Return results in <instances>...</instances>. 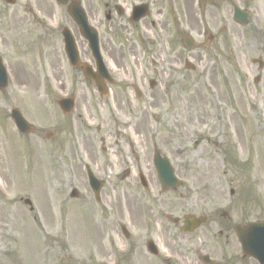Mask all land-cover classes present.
Returning a JSON list of instances; mask_svg holds the SVG:
<instances>
[{"label": "rangeland", "instance_id": "obj_1", "mask_svg": "<svg viewBox=\"0 0 264 264\" xmlns=\"http://www.w3.org/2000/svg\"><path fill=\"white\" fill-rule=\"evenodd\" d=\"M228 1L209 2L207 26L197 0H191V9L186 1L191 17L179 30L194 40L195 48L188 53L154 8L145 24L130 30L133 39L122 49L124 65L111 69L114 84L105 96L67 72L61 92L38 90L41 77H28L24 89H18L8 69L7 47L1 45L9 87L0 92V116L17 107L35 133L23 140L11 135L7 149L0 147V264H152L143 257L146 236L140 233L143 220L151 224L149 202L166 214L179 211L176 193L160 192L152 164L154 148L170 159L182 181L208 180L224 187L226 181L233 186L246 183L253 198L264 203V90L248 89L252 69L249 74L244 69L233 72L231 54L225 50L210 70L199 46L205 27L215 33L222 23L227 29L234 25ZM25 3L33 0H15ZM252 12L262 20L260 9L259 17L255 9ZM246 55L256 53L248 50ZM174 56L179 60L170 69ZM188 56L193 71L184 68ZM159 63L163 71L157 77ZM150 78L157 80L153 89L148 87ZM77 79L74 110L63 115L56 98L70 94V83ZM132 85L142 91L138 101ZM1 121L3 143L1 129L11 122ZM46 131L54 132L50 140L44 137ZM200 134L212 142L204 139L193 148ZM85 166L104 181L100 201L89 189ZM139 172L150 197L143 196ZM72 187L78 198L69 197ZM24 199L31 201V211ZM120 225L129 231L128 238ZM158 244L162 256L168 254V244L186 246L184 240L166 235Z\"/></svg>", "mask_w": 264, "mask_h": 264}, {"label": "flooded vegetation", "instance_id": "obj_2", "mask_svg": "<svg viewBox=\"0 0 264 264\" xmlns=\"http://www.w3.org/2000/svg\"><path fill=\"white\" fill-rule=\"evenodd\" d=\"M186 1L41 0L38 2L33 0V3L25 4H0V47L1 45L7 47V65L11 76L15 78V87L24 89L28 77H41L43 83L38 81L36 86L38 90L61 92L66 84L64 73L83 78L80 65L73 66L65 54L63 36L65 29L73 38L81 63H88L95 70L87 42L79 30L80 24L84 22L94 28L98 34V45L103 61L112 75V68L120 69L124 65L122 49L125 41L130 38V30L145 24L154 8L157 15L163 18L161 20L163 25L171 27L182 42V37L189 33L180 31L179 27L190 19L192 8L191 0H189L190 9L186 8ZM203 1L200 15L207 26L208 18L211 16L207 6L211 0ZM228 5L231 7L230 18L234 25L227 29L222 23L215 33L205 27L199 46L207 56L210 70L215 68L219 61L218 57L225 50L231 54L233 72L240 73V70L244 69L245 73L249 74L250 68L252 69V80L246 84L248 89L264 90V0H238V4L229 0ZM236 5L248 13L246 25L234 21L233 8ZM134 6H142L148 14L135 21L132 14ZM252 9H255L258 17L260 9L262 20L255 19ZM151 23L155 25L153 21ZM242 31L246 36L242 35ZM116 44L121 54H117ZM183 50L187 53L189 51L184 48ZM248 50H253L256 55L248 58L246 55ZM118 58L122 62L120 60L117 63ZM189 58L188 56L184 59V68ZM172 60L169 64L170 69L173 68L172 64L176 65L179 58L174 56ZM162 71L163 67L160 63L155 64L157 77L161 76ZM83 79L88 85L93 86L90 80ZM79 84V79L70 83L72 88L70 95L74 100L75 90ZM113 84L114 79L107 86L106 95L109 94ZM96 93L98 94L97 91ZM4 112V116H0L1 122L10 119L9 110L5 109ZM9 126L6 124L1 129L3 143L0 138V147L3 145L4 149L10 144L11 135L15 137V126L11 123ZM29 135L32 134H19V137L27 139ZM199 139L212 142L201 134ZM230 183L226 181L224 187L208 180H181L180 185L175 188L166 191L160 188L161 193H176L173 198L178 202L179 211L174 215L166 214L161 206L159 208L149 202L151 224L143 220V226L140 228V233L146 236L142 240V248H145L143 257L152 264H260L256 259L243 254L238 234L239 228H245L253 222L264 219V203L259 198H257L259 201L253 198L254 194L251 193L248 184L233 186ZM142 189L143 196L150 197L148 184ZM246 204H248L247 209ZM163 235L175 236L179 241L184 240L186 246L168 244V254L162 256L158 242L162 241ZM128 237L129 235L126 238ZM149 240L155 245L150 250L152 252L146 249ZM172 241L175 240L172 238Z\"/></svg>", "mask_w": 264, "mask_h": 264}, {"label": "water", "instance_id": "obj_3", "mask_svg": "<svg viewBox=\"0 0 264 264\" xmlns=\"http://www.w3.org/2000/svg\"><path fill=\"white\" fill-rule=\"evenodd\" d=\"M8 3H13L14 0H5ZM200 4L202 5V1L200 0ZM140 8L135 7L134 8V14L137 18H139L140 15ZM234 19L241 22L246 23V14L239 11L238 8L235 7L234 10ZM82 34L88 41V46L91 50V53L93 57L96 60L97 65V72L93 73L91 69L88 66L82 67L83 75L95 83L97 90L100 93L104 92L103 87V79H107L108 82L111 81L109 75L107 74L105 67L103 66V63L101 61V56L98 51V44H97V36L96 33L89 29L87 26H81ZM65 44H66V50L69 60L72 64H77V55L75 54L74 48L71 50V47L73 46L72 40L65 36ZM183 44L186 47H192L193 44L191 40L186 36ZM187 66L189 64L187 63ZM7 80H6V74L5 70L1 64L0 60V89L6 88ZM150 84L152 85V81H150ZM136 95H138V90L136 89ZM58 105L61 108V110L65 113H69L71 109L73 108V100L72 98H61L58 100ZM11 117L13 118L17 128L21 132H27L30 129L29 124L25 122V120L22 118V116L19 114L17 110H12ZM52 135L51 132L46 133V137L49 138ZM195 143L194 145H196ZM153 164L156 170L157 178L161 184L162 189H168L169 187H174L178 184V179L175 177L173 168L170 165L168 159L166 157H162L159 153V151L154 152L153 156ZM87 176H88V182L91 187V189L95 192V195L98 194V190L102 185V182L97 179L89 169H87ZM140 180L143 182V177L140 175ZM71 197L77 196V191L75 189H72L70 192ZM26 203H29L28 200L25 201ZM123 233L126 235L125 229L122 227ZM239 238L241 241L242 249L246 255L252 256L255 259L259 260L261 264H264V220L262 222H256L251 224L248 228H241L239 230ZM152 243L148 242V249L152 250Z\"/></svg>", "mask_w": 264, "mask_h": 264}]
</instances>
